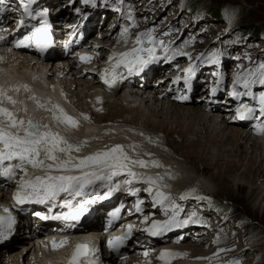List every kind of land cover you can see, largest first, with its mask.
Instances as JSON below:
<instances>
[{"label": "bare ground", "instance_id": "bare-ground-1", "mask_svg": "<svg viewBox=\"0 0 264 264\" xmlns=\"http://www.w3.org/2000/svg\"><path fill=\"white\" fill-rule=\"evenodd\" d=\"M149 5L151 6V4H147V6ZM161 16L162 14H160L156 19L155 24L158 23V21L161 19ZM107 22H109V19L107 20ZM116 32L117 30L114 31L113 34H116ZM190 44L192 43L190 42ZM182 58L183 57H179V59ZM10 60V65L8 67L13 69V71H11L10 73L11 75H14L15 78V84L13 85L12 89L19 88L20 90L18 92H7V95H12V99L16 101L15 104L11 105L10 103H8V111L14 112V109H16L17 107H21L23 109L22 116L25 115L26 118L29 117L35 120V123L37 124H47L50 127H53L62 134L63 138H65V140L69 144L80 146L82 142L88 141V143L86 142V147L83 146L85 147L84 149L83 147H80L79 152L73 151L76 155L70 154L74 158V161L93 155L97 152H101L99 150V146H92L95 140H99L103 143L106 140V138L104 139V136L107 138L111 136L112 139L119 138L118 140H115V144H112L111 140H107L106 143L104 142L105 144L103 143V146L106 148V150H109L117 145H126L128 147L130 146V142L133 141L132 139L130 141V137L132 136H145L144 138H147L146 134L144 133V129H146L147 131L149 130L157 134H160L161 132L167 133L168 139L166 140H168L169 142H166L167 144L163 147V149L169 148L172 149L170 151H173V156H170V158L168 157V161L175 156H177L178 158L186 157L188 163L192 167H195V165H200L199 168L196 167V170H194L195 173L201 174L203 173V171H214L213 174L211 173L208 180L211 184L215 183L216 187H219L220 190H224V192H229L232 188V185H234L238 191H242L244 188L241 181L244 182V180H248L249 178L257 179V177L255 178L257 174L259 175V177L261 175L264 178V138H253L245 128H240L235 121L224 119L231 112L229 111V107L222 105L223 102H221L220 106H222V109L227 111H225L224 113H220L221 111H216L215 113L220 115L219 118H214L211 114L206 112L207 110L209 111L210 109H212L213 105L208 103L205 111L201 106L204 101H200L201 97L199 96L196 98H194L193 96L191 102L187 103L190 105L181 106L182 104L180 105L179 103V105H177L178 102L171 99L168 90L158 92V95L156 94L157 96L161 95V98L150 97L144 92L138 95L137 93H135L136 90H132L134 91V93L130 92L129 94H125L126 90H120L118 85L113 82L110 86L109 91L106 92L104 90V87L100 84L98 78H93L90 81L88 79H83L86 78L83 75L73 76V78L68 82L60 80L58 81V84L55 85V82L52 78L53 76L51 74L47 75L45 78H41L43 76V73L40 70V67L43 68L45 65L41 64L40 66H36L34 62L36 58H27L24 56V53L20 52L16 53V56L14 58H11ZM151 68V64H148L144 69L149 70ZM170 72H172V70ZM196 72H199V70H196ZM199 74L200 77H204L201 72H199ZM145 76L146 75H143L142 77L145 78ZM154 76L155 75H152L151 77L152 81H154L155 78H161V76ZM182 77L183 75L180 76V78ZM135 79V77L130 76L129 79L126 80V82L129 83L131 80ZM169 80L170 79L164 81L162 83V86ZM3 81L7 82H2L0 84V89L5 90L7 86L10 85V82L8 80ZM61 85H64V91L67 89V91L69 92L71 91L70 88H72V86L74 85L72 88L74 90L71 91L70 96H67L68 93L65 94L59 91L61 89ZM24 86H27V90H25ZM200 86L202 87L203 85L197 84V87H199V89L197 88L198 90H196V87H193V94H197L199 92ZM55 87L56 89H54ZM162 90H165L164 87L162 88ZM33 97L35 99H33ZM37 103L44 105V107H37ZM0 104H3V102ZM56 105H58L59 108L64 111V113H66L68 116L73 117L78 122V126L76 128H71L64 124L56 123L52 120V112L46 111L45 109H52L53 106ZM208 107L210 109H208ZM157 109L161 110L158 111V113L160 114L161 112L162 117L163 115L166 116L168 113H170L175 120L184 119L188 122V124L181 125L180 123H178L172 126L170 123L168 124V122H166L162 117L158 116L159 114L156 117L154 116L157 114ZM146 110L148 111L147 115L145 114ZM83 116H88L89 118L91 117L90 119L92 120V122L90 121L91 123L89 124V121H85L82 118ZM96 117H98V120H94V118ZM152 117H155L160 121H153ZM103 119H109L110 122H108L107 124L104 123V125H102ZM111 123L114 125H111ZM169 125H171L170 128ZM98 126L101 127L99 128ZM13 129L9 130L12 132ZM160 137L161 135L156 136L155 134V144L158 143V139H160ZM204 138L206 139L207 143L213 146L218 147L223 143H226V145L228 144L230 146V150H223L222 153L225 152L228 155L230 154L231 157L233 156L232 159L224 158V156L219 154H214L211 152L210 148H201V142ZM177 139L182 141L181 146L175 145ZM155 146L156 147L154 149L157 148V144ZM150 147L151 146H149V148L147 149H144V151L150 153L152 151ZM188 149L191 150L188 151ZM58 153L60 154V152ZM136 155H132L128 152V156L132 160H143L145 164L148 165L146 167L155 169L154 171L157 173L149 177H162V179L158 180L157 183L161 181L163 182V184H166L164 188H172L169 186L167 177L159 174L160 171L156 167L152 166L151 158L149 159L148 156L139 157ZM171 161H173L171 163L172 165L174 164V166L169 165L171 163H168L167 161L166 162L168 164L165 163V166L168 165L167 168L172 169V171L176 173H178V169L181 168L179 172L183 176L181 177V179L180 177H178L180 180H177V178L175 182L172 183L173 187H177L174 188L175 191L171 193L168 198L174 200V202H177L175 200H178V206L176 207L175 211H177V215L181 220H188V223L183 225L186 229L184 233H187L188 237L183 243H179L177 245L179 246L178 248H169L166 245V247L168 248V252L177 253L179 254L178 256L182 255V258L179 260H176L174 258L170 259L169 264H229L231 261L235 262V264H254V261H251L252 259L243 263L241 261H243V259L249 258V254H253L254 256L261 255V257L264 258V251L262 250L264 249V243L258 244L259 246L257 245L255 247H250L249 249H244V247H241L242 243L235 242V237L232 236L231 239H224L223 242H219L217 245L210 241L211 239L215 240V231L221 235L226 234L225 230H227V227L224 228L223 226L222 229L221 225L229 219H224V222L222 224L220 223V226L215 223L216 220H208L209 222L211 221L209 226L215 227V230L209 229L208 226L204 225L202 228L194 229L195 226H200L199 224H205V222L202 223L204 218L202 217L203 220L201 221L200 219L202 218H200L199 214L196 216H189L187 214V208L192 205L195 209L198 207L201 208V205L210 202V198L207 199V197H204L202 192H208V186L201 185L202 188H198L199 190L203 189L202 191H200L201 193H194V185H196V183L200 184L196 180V177L188 175L187 172L185 173L186 168L184 163L182 164L180 163V161L179 163H177L175 162V159H171ZM48 162H51L53 164V161L46 160L45 165H48ZM252 168H255L254 172ZM240 169H242L241 172ZM238 171L240 173H238ZM26 173H30V176L26 179L29 180L34 179L36 176H45L46 174H51L52 172L46 173L45 171L39 169L30 168L28 171H26ZM58 173L59 175H61V172ZM254 173L255 175H253ZM126 175V173L121 174L118 176V179H122ZM142 181L143 179L139 178V182ZM255 181L256 180H254V182ZM209 182H207V184H209ZM116 185H118V183L115 180L97 181L96 183H93L92 185L86 187V192L88 194L86 195V197L85 195H83V199L80 196L73 197L69 193H66V196L65 194H63L62 199L66 198V203L71 201V207L68 208L74 209L76 205H78L79 207L83 205V207L96 208L98 203H100L102 199H104L107 194L116 187ZM203 186L205 187V189ZM251 190L252 191L246 197V200H252L251 202H253L254 204L255 201H257V197L259 198L260 192H254L256 191V188H253ZM207 194H210L213 198H216V196L212 194V192H208ZM182 196H186L187 198L181 199ZM263 200L264 195L262 197V201ZM42 204L48 206L50 205V202H44ZM166 204H168V202ZM213 204L216 207L220 208L222 203L219 201H215L213 202ZM223 206L224 209H221ZM223 206H221L220 208V218L227 217V211H229V206ZM252 208L255 211H259L260 209L259 206H253ZM165 210H167V208L160 211ZM203 210L205 211L203 215L206 214L205 216H207L205 217V220L206 218L211 217L210 209L208 210L207 206ZM262 210V214L264 215V208ZM151 218H157L159 220L163 217L153 215ZM226 223H228V221ZM172 229H174V231L178 230L177 227H173ZM12 234V236L19 241L21 236L19 228L15 229ZM178 235L181 236V234ZM190 235H194L195 237L193 236L191 238ZM191 239H194L197 243H194L193 241H191ZM21 246L22 247L20 250H18L17 248V250L15 249V251L12 249H14V247H18V244L16 243L12 244L11 247H3L2 251H0V264H47V259L42 261L33 258L31 247H27L22 244ZM8 247H10L9 249L11 250V252L5 251L8 249ZM177 249L178 252H175ZM229 249L233 250L232 254L228 253ZM202 250L208 251L209 254L203 252ZM222 252L226 253L217 256ZM35 254L37 255L38 253ZM35 257L37 258V256ZM162 263L164 264V262ZM48 264H56L54 258H51ZM258 264H264V260L260 261Z\"/></svg>", "mask_w": 264, "mask_h": 264}, {"label": "snow or ice", "instance_id": "snow-or-ice-1", "mask_svg": "<svg viewBox=\"0 0 264 264\" xmlns=\"http://www.w3.org/2000/svg\"><path fill=\"white\" fill-rule=\"evenodd\" d=\"M36 0H21V7L23 12L28 16L33 17V13L29 11V6L34 4ZM88 0H85L87 3ZM8 8L6 0H0V13H3ZM39 16H45L46 13L39 12L36 13ZM34 18V17H33ZM20 26L23 25V21H19ZM128 32V29L122 30V36ZM147 36L145 40L144 37ZM5 36L0 35V41H4ZM35 43L37 49L41 52L45 51L46 48L50 45L51 41L47 35V23L46 21L42 22L41 27L36 28L32 35L25 36L23 39H18L15 42L16 47H28L31 43ZM134 43L136 45H142L147 43L149 45H154L155 41L152 39L150 34H141L135 38ZM156 48L152 47H136L133 48L132 52H125L120 55L119 60L113 69L123 64L125 68L128 69L129 74H133L134 70L136 72L143 71V69L153 60L155 57ZM165 52L168 49H164ZM146 52L147 58H144L140 53ZM135 54V55H134ZM186 55L185 53H181ZM129 59V57H133ZM220 53L212 52L211 54L205 57L206 61L211 64L219 62ZM81 61L87 62L90 60V57L81 56ZM113 57H109L111 61ZM201 59V57H197ZM260 69H264V64L260 65ZM192 69L189 68L187 72L191 73ZM107 73V70H105ZM105 73L101 74V79L104 83L111 86L108 79L105 78ZM112 79L115 80V74L113 72ZM241 77H237L236 81L239 82ZM175 82V81H174ZM259 83L264 85V71L260 73L258 81L250 80L244 78L243 88L249 89L250 85L253 83ZM27 90V86H24ZM19 88L11 89V91H19ZM215 93V89H213ZM233 97L238 95H252L251 92L246 91L245 93H237L233 91L231 93ZM186 98V97H185ZM33 99H35L33 97ZM7 101L8 103L15 104L16 101L12 97L7 95V92L3 89H0V103ZM99 102V100H98ZM258 103L260 105L259 112L261 116H264V93L258 98ZM37 107H44V105L37 103ZM46 111L52 112V120L59 124H64L71 128H76L78 122L71 116H68L58 105L53 106L52 109H45ZM255 109L244 104L236 109L237 117L239 119H246L250 116ZM58 113V114H57ZM0 125L7 124V128L0 126V177H3L8 180H12L15 176L16 169L24 171L25 165H31L33 169H39L50 173L52 171L61 172V173H73L80 172V175L73 174H61V175H51L46 174L45 176H36L34 179L25 180L24 176L20 178L19 186L17 192L14 194V202L16 204H24L27 202H40L44 203L47 200H54L60 193H69L73 197L87 195L86 187L95 183V181H105L111 180L114 176L127 174L130 177L135 178L136 173L130 171L132 166L146 167L143 160H132L127 154L124 153L122 146L117 145L112 147L109 150L97 152L93 155L84 157L79 160H75L70 155L71 152H79L80 147L83 146V143L80 146H74L69 144L58 132L51 130L49 125L44 124L40 125L34 123L32 120L25 122L24 120H18L15 115L8 111L4 107H0ZM83 119L87 120L88 117L84 116ZM23 129L21 132H11L8 129ZM133 148L136 146L133 145ZM64 153L66 159L58 160L56 153ZM41 153H43L44 158L40 159ZM53 161V164L45 165V161ZM8 162L5 166V162ZM12 161L17 163L13 164ZM153 167H160L158 162H153ZM95 169V170H93ZM25 175L27 173L25 172ZM162 177H147L145 182L149 185L155 184ZM131 183V181H126ZM138 191V190H136ZM149 194H154L156 197L155 203L163 205L165 200L169 198L165 196L159 190H154L152 187L147 189ZM135 195V191L132 192ZM186 196H182L181 199H186ZM141 201H137L136 210L137 212L141 211L140 204ZM64 207H71V201L68 204H65ZM173 209L175 206H172ZM5 212H8V209H4ZM85 209L83 205L80 206L79 211L73 213L69 212L67 214H62L60 217H51V218H62L66 220H79L80 216L83 215ZM167 211V210H165ZM46 219L47 217H41ZM142 221V223H146ZM188 220H180L178 215L174 211L172 216L163 221H153L151 226L144 229L148 232L149 235L156 236L160 235L166 231L171 230L173 227L182 226L187 224ZM15 224V220L11 215L0 216V240L7 238V233L12 229ZM131 233V226H129L128 231L123 236L111 237L108 240V246L112 250H119L121 246L124 245L125 241L129 238ZM64 241H61L60 246H63ZM57 244L53 242V248L55 249ZM94 255V252L91 249V246L88 244H78L76 245L71 260L69 264H78L81 257H90ZM145 256L148 255L147 252L144 253ZM179 254L173 252H161L157 259L164 262V264H169L170 259L176 258ZM90 264H96L94 260L90 261Z\"/></svg>", "mask_w": 264, "mask_h": 264}, {"label": "rangeland", "instance_id": "rangeland-1", "mask_svg": "<svg viewBox=\"0 0 264 264\" xmlns=\"http://www.w3.org/2000/svg\"><path fill=\"white\" fill-rule=\"evenodd\" d=\"M139 1L141 2L140 4L146 5V9H153L156 13H159V15L162 14L161 19L158 21V23H156L157 25L155 24L153 27H158V26H162V25H168L169 27L175 26L178 22V19H176V17L171 19L170 21H167V18L171 17V15L168 14L167 12H171L173 10V12H176V13L179 12L181 14V16H186V17H183V18H186V20H190V17H191V19L194 21V27L192 26L190 33H193L197 29L202 33L201 36L205 38L206 42H209V39L212 40L211 42H214V40L216 42L221 41L222 45L224 44L223 45L224 48L222 47L223 48L222 49L220 46H215V45H219V44H215L214 48L217 51L225 52L227 54V53H230L229 50H231L232 54L236 55L242 49L249 51L253 54L255 53V51L258 50L257 53H261L262 55H260V56H264V0H160L162 2L163 9H162V5H158V4L154 5L153 3L151 4V6L150 5L147 6V4L149 3L148 0H139ZM134 3H138V1H134ZM143 7L140 6L137 8V10L140 11V10L144 9ZM143 14H145V12ZM215 15H217V17H215ZM140 16L143 18V15H140ZM250 27H255L256 29H263L262 30L263 33H260V35L257 37H252L254 35V32L251 31ZM184 35H185V33L183 34V36ZM190 42L193 44L196 42V40H194L192 38L189 41V44H190ZM192 44H190V46ZM203 50H204V48H200L197 51H203ZM224 56H225V60L227 61L228 56H226V55H224ZM198 66L201 67V65H198ZM198 66L196 67V69L200 68ZM196 73L198 74V72H196ZM223 73L228 74L229 71H227V69L226 70L224 69ZM83 79H86V78H83ZM66 82H68V81H66ZM56 83H58V82H56ZM197 84H199V81L197 82ZM197 84L195 85L196 87H197ZM73 86H72V88H73ZM63 87H64V85H61L60 91L62 93H65V94L68 93L69 95L67 94V96H70L71 91H73L74 89L70 88L71 91L69 92V91H67V89L64 91ZM171 94L174 95V92H172ZM218 98H219L218 99L219 102L224 101V98L222 96H220ZM202 104H201L202 109H204L206 111V107H204V105H202ZM177 105H179V102L177 103ZM180 105L181 106H187L190 104L180 103ZM143 107H144V105H143ZM72 110H74V109H72ZM158 111H161V110L157 109V112H156L157 114L154 115L155 117L159 114ZM206 112L211 114L210 111H208V110ZM145 114L146 115L148 114L147 110L145 111ZM161 114L162 113L160 112V114L158 116L162 117ZM169 114L170 113H168L166 116L163 115V117H162L166 122H168V124L170 123L172 126L175 124H178V123H180L181 125L182 124H184V125L188 124V122L186 120H184V119L175 120L171 116V114H170V116H169ZM155 117H152L153 121L159 122L160 120L155 118ZM90 118L88 117L87 120H85V119L84 120L89 121V124H90L92 122V120ZM214 118H219V115L214 116ZM96 119L98 120V117L94 118V120H96ZM143 119H145V118H143ZM102 121H103L102 125H104V123L107 124L108 122H110L109 119L108 120L103 119ZM111 125H114V124L111 123ZM171 125H169V128L171 127ZM138 126H140V125H138ZM98 127L100 128L101 126H98ZM144 133L146 134L147 138H144L145 136H143V137H140L137 135L132 136V137H130V141H131V139L133 141L130 142V146L127 147L126 145L125 146L123 145L122 148H123L124 153L127 155L129 152L132 155L137 154L136 156H139V157L149 156L152 160V164H153V162L159 161L158 163L161 166H160V168L159 167H156V168L160 171L159 174H162V175L167 177L169 186L172 188H164V186H166V184L165 183L163 184V182H161V181L157 183L159 186L163 187L166 190H170L172 193L175 191L174 188L177 186L173 187L172 183H174L178 177H180V179H181V177L183 176L179 172L181 170V168L178 169L179 170L178 173L181 174V175H179L178 173L172 171V169L167 168L168 165L165 166L166 165L165 163H167V162L171 163V162H173V161H171V159H175V162H177V163H179V161L182 164L184 163L185 168H186L185 173L187 172L188 175L195 176L196 180L200 183V184L196 183V185H194L195 186L194 187V189H195L194 193L202 191L203 189L199 190L198 188H202L201 185H204V186H208V189H209L208 192H212V194H214L216 196V198H213L212 195H210L211 193L207 194L208 192L202 191L204 197H207V199L210 198V202L207 204L201 205V209L203 210L207 206L208 210L210 209V212H211L210 216L211 217H208L205 220V217H207V216H205L206 214L205 215L199 214L200 218H202V217L204 218V220H203V218L200 219L201 221L203 220L202 223L205 222V224H199L200 225L199 228H202L204 225V226H208L209 229L215 230V227L209 226L211 221L209 222L208 220H212V219L216 220L215 223L218 226H220L224 222V219H229V220H227L228 223H226L227 221H225L221 225L222 229H223V226H224V228L227 227L226 228L227 230H225L226 234L221 235L215 231L214 232L215 240H213V239L210 240L212 243L217 245L219 242H223L224 239H228V238L231 239L232 237H235V242H239V243L241 242L242 243L241 247L242 248L244 247V249H249L250 247H255L260 243H264V240H263L264 239V215L262 214V211H263L262 209L264 208V200L262 201V197L264 195V178L261 175L259 177V175L257 174V176H255V178L257 177V179L249 178L248 180L247 179L244 180V182L241 181L243 188H244L242 191H238L237 188L234 185H232V188L229 192H224V190H220L219 187H216L215 183L211 184L208 180V178H210L211 173L213 174L214 171H203V173L197 174L194 172V170H196V167L199 168L200 165H197V166L195 165V167H192L188 163V160L186 157L185 158H178L177 156H175V157L171 158L169 161L167 160L170 158V156L171 157L173 156L172 155L173 151H170L172 149H169V148L163 149V147L169 142L168 140H166V139H168L167 133L161 132L162 134L161 133L157 134V133H153L149 130L147 131L146 129H144ZM155 134H156V136L161 135L160 139H158V143H156L157 144L156 149H154L156 147L155 146L156 144L154 141L155 140L154 139ZM105 138H106V140L104 141L105 143L107 142V140L108 141L111 140L112 144H115V140L119 139V138L118 139L117 138L112 139L111 136H109L108 138L104 136V139ZM136 139H138V140H136ZM179 141L180 140L177 139V141H176L177 144L175 143L176 146L182 145V143H181L182 141H180V142ZM85 142L88 143V141H85ZM202 142H201V148H204V149L210 148L212 153L222 155V156H224V158L232 159L233 156L231 157L230 154L228 155L225 152H224L225 154L222 153L223 150H230L229 149L230 146L228 144L226 145V143H223L222 145H220L218 147L213 146V145H210L209 143H207L205 138L202 140ZM87 143L86 144L83 143L84 144L83 146L87 145ZM93 143L94 144H92V146H95V145H96V147L99 146L100 147L99 150L101 152H102V150L106 151V148L103 146L105 143L103 144L99 140H95ZM148 144H149V146H151L150 148L152 150L150 153H147L146 151H144V149L149 148ZM72 145L75 146V144H72ZM133 145H135L136 147L133 148L132 147ZM77 146H79V145H77ZM83 146H81V147H83ZM85 147H83V149ZM133 149H135V150H133ZM190 150L191 149H188V151H190ZM195 150H198V149H195ZM161 152H163V153H161ZM57 153H56V156L58 157L59 153L58 154ZM42 154L43 153H41V155ZM60 154L65 155L64 153H60ZM70 154L76 155L75 152H71ZM43 156L41 158H44ZM61 158H63L62 160L66 159V157L65 158L61 157ZM58 160H61V159L58 157ZM169 165L174 166V164L172 165V163ZM255 168L254 169L252 168L253 172H254ZM242 169H240V172L242 171ZM240 172L238 171V173H240ZM174 173H176V174H174ZM196 174H197V176H196ZM253 175H255V173ZM180 179L178 178L177 180H180ZM254 180H256V181L254 182ZM207 182H209V184H207ZM253 188H256V191H254V192H256V193L260 192L259 198L257 197V201H255V203H254L255 205L253 204V202H251L252 200L251 201L246 200V197L251 193V191H252L251 189H253ZM204 189H205V187H204ZM175 201H177L175 203H176V205H178V200H175ZM215 201L221 202L222 203L221 206H223V205L229 206L228 207L229 211H227V217L220 218L221 206H220V208L216 207L213 204V202H215ZM253 206H256V207L259 206L261 210L259 209V211H255L252 208ZM221 209H224V206ZM187 214L189 216H191L189 210H188ZM243 225H246V226H244L242 228ZM223 233H224V231H223ZM186 236H188V235H186ZM193 236L194 235H192L191 237H193ZM217 240H218V242H217ZM17 248H18V250L21 249V247L18 246V247H14V249H12V250L15 251V249L17 250ZM231 250L232 249L228 250L229 254H232L233 250L232 251ZM262 250L264 251V249H262ZM248 260H251L252 262L254 261V264H258L260 261H263L264 258L261 257V255L260 256H254L253 254H249V258L243 259V261H241V262L243 263V262L248 261ZM226 264H228V263H226ZM229 264H235V262L231 261Z\"/></svg>", "mask_w": 264, "mask_h": 264}, {"label": "trees", "instance_id": "trees-1", "mask_svg": "<svg viewBox=\"0 0 264 264\" xmlns=\"http://www.w3.org/2000/svg\"><path fill=\"white\" fill-rule=\"evenodd\" d=\"M215 17H217V15H215ZM250 29L254 32V35L252 37H257L260 35V33H263V29H256L255 27H250Z\"/></svg>", "mask_w": 264, "mask_h": 264}]
</instances>
